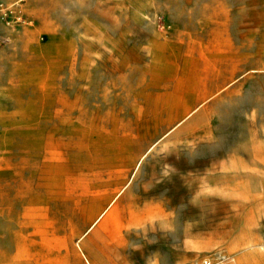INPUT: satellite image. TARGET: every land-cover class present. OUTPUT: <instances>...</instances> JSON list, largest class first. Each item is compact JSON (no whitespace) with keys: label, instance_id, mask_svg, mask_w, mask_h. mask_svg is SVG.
<instances>
[{"label":"rangeland","instance_id":"obj_1","mask_svg":"<svg viewBox=\"0 0 264 264\" xmlns=\"http://www.w3.org/2000/svg\"><path fill=\"white\" fill-rule=\"evenodd\" d=\"M0 264H264V0H0Z\"/></svg>","mask_w":264,"mask_h":264},{"label":"bare ground","instance_id":"obj_2","mask_svg":"<svg viewBox=\"0 0 264 264\" xmlns=\"http://www.w3.org/2000/svg\"><path fill=\"white\" fill-rule=\"evenodd\" d=\"M139 218V217H138ZM25 230V229H24ZM28 230H29V228H28ZM27 231V230H26ZM29 232V231H28ZM114 232V231H113ZM56 233V232H55ZM22 235V234H21Z\"/></svg>","mask_w":264,"mask_h":264}]
</instances>
